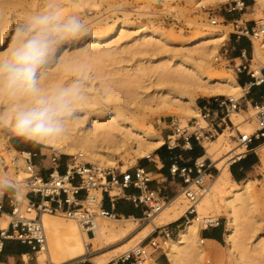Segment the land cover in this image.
<instances>
[{"label":"bare ground","instance_id":"bare-ground-1","mask_svg":"<svg viewBox=\"0 0 264 264\" xmlns=\"http://www.w3.org/2000/svg\"><path fill=\"white\" fill-rule=\"evenodd\" d=\"M221 1L225 0H194V3L198 6L203 2ZM100 4L101 0H0V55L10 47L9 41L15 27L22 22L21 17L27 19L50 6L64 13L84 6L92 10ZM252 8L257 12L255 20L264 21V0H253ZM123 16L114 19L113 23L99 19L89 24L79 39L62 44L47 68L42 85L45 90L53 91L79 81L81 88L65 133L41 144L67 155L80 153L84 161L98 168H112L117 163L116 158L127 160L131 157L135 161L136 158L151 157L152 152L165 142L150 123L145 126L148 118L145 110L168 111L178 115L185 124L188 119L199 117L197 96H222L236 94L240 89L244 91L234 75L207 72L210 58L216 56L218 43L226 39V32H201L187 39L185 47H176L181 41L172 39L158 26L135 24L126 12ZM213 27L217 28V25ZM252 44L253 58L264 62V32L252 39ZM126 51L132 55L149 53L152 56L117 68L102 66ZM258 69L254 68L255 71ZM83 70L85 72L79 78L75 76ZM112 92L118 94L112 95ZM8 107L7 99L0 96V113H5ZM248 114L252 119L253 112ZM230 120L236 127L234 136L238 132L252 133L255 129L254 121L247 120L239 111L233 112ZM2 127L11 130L10 119L0 121V156L7 168L5 181L17 189L15 196L19 204H26V192L20 187L29 175L24 160L29 153L12 148ZM230 129L224 128L213 140L203 144L204 156L198 162L209 158L217 173L209 182L205 181L198 194L197 214L188 218L177 236L170 237L164 244L170 264L205 263L206 251L199 237V227L217 221L220 204L226 218L225 254L228 259L222 264H264V233L260 232L259 216L257 220L255 183L250 178L238 182L231 177L230 162L243 150L237 143H230L233 136ZM255 150L264 166V141ZM193 189L197 188L193 186ZM111 190L110 195L122 194L119 184ZM100 197L101 193L100 196L88 194V200L98 201ZM182 198V192H179L169 199L138 230H135L134 218H109L110 223L96 218L92 225L83 228L74 219L58 217L60 213L42 212L38 221L44 229L45 241L37 251V262L63 264L88 260L93 264H108L126 255L156 228L182 217L186 211ZM209 209L215 213L210 215ZM28 213L30 218L36 216L32 207ZM7 227L8 220L6 224H0L1 230ZM259 237V241L252 244V239ZM141 264L158 263L147 254Z\"/></svg>","mask_w":264,"mask_h":264},{"label":"built area","instance_id":"built-area-1","mask_svg":"<svg viewBox=\"0 0 264 264\" xmlns=\"http://www.w3.org/2000/svg\"><path fill=\"white\" fill-rule=\"evenodd\" d=\"M202 7L204 8L205 6ZM246 9L247 5L243 0H229L223 6L225 15H239L238 17H232L230 20L232 35L237 39L247 38L252 43V39L259 37L264 32V21L257 22V20H253V23L250 24L247 20H243L242 16L245 14ZM207 11L209 22L216 25L217 16L214 12H211L212 9ZM221 49L220 55H216L215 60L217 62L227 61L225 65L232 62V70L235 75L246 73L250 78L242 86L244 88L242 96L239 98L221 95L214 96L209 102L199 107V117L188 119L186 125H181L177 118L171 117L170 134L166 136L168 149L174 148L179 142H182L183 146L189 145L191 139L203 146L206 141L213 139L224 128L229 127L228 121L231 122L230 115L241 109V101L252 87H264V66L255 71L251 69V58H248L249 54L244 50H241L237 57L229 58L226 45L223 44ZM236 59L240 61L236 63ZM247 103L245 101L246 109L248 107ZM249 103L254 111L252 119L255 129L252 133L238 132L234 136L235 142L243 150L234 160L240 159L251 151L254 141H264V95L261 96L260 102ZM200 119L204 124L200 123ZM61 156L62 153L51 148L49 153L51 166L46 178L42 177L35 169L31 162V155L24 156L26 169L29 172L26 184L27 191L25 193L27 203L24 205V210H22V205L16 199V189H14V194L0 190V211L2 209V196L10 199L11 206L8 227L4 230L0 229V250L5 240L14 239L30 245L31 249L37 252L45 241L44 229L38 221L42 212L60 213L67 218L76 220L83 228L92 225L96 218H120V215L114 209L119 195H110L109 191L115 184L121 185L122 188L132 186L139 190L138 194L128 195L126 198L135 206H144L143 218L140 219L142 221L160 210L168 200L160 195L159 189L150 188L149 184L153 179L143 167H127L123 170L98 168L84 161L82 155L77 153L66 158L64 163L65 170L61 173L58 170ZM146 158L153 164L156 163L151 157L147 156ZM205 160L201 163L196 160L193 167H179L176 164L169 166L171 177H178L183 182L180 190L188 202L183 215L185 222L189 217L197 214L195 203L198 192L192 187L203 189L205 181L211 180L213 177L212 164L210 160L205 163ZM98 189L101 193L100 199L98 201L88 200L89 191ZM81 191H83V197L79 198L77 195ZM105 193L111 209H106L101 205L102 195ZM28 196H30V199ZM31 207L36 212V216L33 218L25 215V213L30 211ZM218 225L219 222L217 220L213 224L200 228V230L217 227ZM170 237L172 236L169 230L162 225L156 228L141 243L137 244L130 252L117 260L121 264H126L127 262L128 264H141L146 255L150 254L146 250L147 247L153 250H163L164 244ZM63 264H77V262Z\"/></svg>","mask_w":264,"mask_h":264},{"label":"rangeland","instance_id":"rangeland-1","mask_svg":"<svg viewBox=\"0 0 264 264\" xmlns=\"http://www.w3.org/2000/svg\"><path fill=\"white\" fill-rule=\"evenodd\" d=\"M229 0H225V1H221V2H215V3H208V2H203V4L200 5H196L194 3V0H101V4L94 7V9L89 10L86 6L84 7H80L77 10H71V11H67L64 12V15H78L85 23L86 27L99 20V19H106L108 20L109 23H113V20L117 19V18H124L123 14L126 12L129 15V20L132 21L135 24H145L147 26H151V25H155L158 26L159 28H161L164 32L168 33L169 36L172 39H178L181 41V43L176 44V47H185V42L187 39L192 38L193 36L201 33V32H205V31H224L226 32V39H224L223 41H221L220 43H218L217 46V52L215 53V55L219 56L221 53V46L224 44L226 45L228 52H227V56L229 58H232V53H231V48H230V36H232L231 30L232 27L230 25V20L232 17H238L239 15H225L223 12V6L226 2H228ZM245 2V4L247 5V9L245 10V14L242 16L243 20H247L248 23H253V20H255V15H256V9L253 10L252 8V3L253 0H243ZM205 6L204 8L202 7ZM209 9H212L211 12H214V14L217 16V28L213 27L214 25L211 24L208 20V11ZM123 12V13H122ZM260 12V11H259ZM26 18L25 17H21V20L24 21ZM93 32L96 31V29H92ZM243 38V37H242ZM247 39V38H246ZM12 40L9 41V43H11ZM252 43H250V53H249V57L251 58V69H254L255 67H263L264 66V62H260L259 60H256L253 58L252 56ZM152 55H150L149 53H140V54H135L132 55L130 52H123L121 54L116 55L112 61L108 60L106 62H104L102 64V66L104 68L110 69V68H117L121 65H128V64H132L133 62H136L137 60H145L146 58H151ZM215 57L210 58V65L207 68V72L209 74H221V75H225V74H231L234 75V72L232 70V62H230L229 64H226L227 61H220L217 62L215 59ZM240 60L236 59L235 62L238 63ZM84 69V68H83ZM90 70L87 69V72H89ZM85 72V70H83L82 72L80 71V73H76L75 76L76 77H80L83 73ZM243 90L240 89L236 94H230V95H222V96H233L235 98H238L241 94H243ZM103 94V93H102ZM114 94H118L115 92H112V95ZM215 95H210V96H197L195 99V102L197 104L198 101L202 100V99H208L211 100ZM217 96V95H216ZM252 108V107H251ZM251 108H249V112H253L251 110ZM241 112L246 116L247 120H252L249 117V114L245 113L246 107H242ZM145 114L148 116L147 120H146V124L145 126L148 125V123H150V125L154 128V130L156 132H159L160 134L162 133H168L170 134V119L171 117L173 118H177L180 122L181 125H186L183 124L179 118L178 115L170 113L168 111H160V112H150L148 110L144 111ZM231 117V115H230ZM193 119V118H192ZM200 123L204 124L203 121H200ZM228 125L229 127H231L232 129L229 130L230 134H233L234 136V132H235V126L228 121ZM1 131L3 132V134L5 135V137L9 134L14 135L13 132L7 128L2 127ZM222 132V131H221ZM231 136L232 141L230 142L231 144H236L235 142V138ZM216 137V136H215ZM214 137V138H215ZM213 138V139H214ZM7 139V137H6ZM22 140H24L23 138H21ZM165 143L167 144V138L165 137ZM211 139V140H213ZM210 141V140H209ZM8 142V141H7ZM263 141H258V144H261ZM257 144V145H258ZM40 145L44 148L43 151L45 153V155L43 156V165L47 166L49 163V158L48 155L50 153L51 146L49 145H43L40 143ZM256 145V146H257ZM55 150V149H54ZM57 151V150H56ZM156 149L153 151L155 153ZM152 152V154H154ZM256 153V151H255ZM151 154V157H152ZM69 155L62 153L61 159H66ZM117 163L115 166H113L112 168L114 169H126L127 167H131L132 165H136L138 161L140 160H145L147 163H150L151 165H153V162H150L147 160L146 157H141V158H136V160L134 161L133 158L129 157L127 160H122V159H118L116 158ZM155 160L157 161V164L159 165V162L157 160V158H155ZM87 161V160H86ZM104 167V166H103ZM122 167V168H121ZM107 168V167H105ZM0 172L4 173L3 175L0 174V184L4 185H9L8 183H6L7 181H5V173L7 172V168L4 166V162H3V158L0 156ZM212 172H213V176L217 173V169L215 168V166L212 164ZM157 177V176H155ZM248 178L253 179L254 183H255V188H256V211L258 213L257 215V220L259 218L260 221V227H261V231L262 234L264 233V166L262 165V163L260 162V160H258V166L256 167V170L253 174H251ZM210 180H208L209 182ZM207 182V183H208ZM206 183V184H207ZM24 186L20 187V189L24 190L25 192L27 191V179L23 182ZM11 186V185H10ZM193 188V187H192ZM198 194L201 192L200 190H202V188L200 189H195ZM96 193L100 196V191L99 190H91L89 191V193ZM179 192H181V190H179ZM182 199H183V203H184V209H186L187 207V200L184 198V195L182 194ZM32 198V197H31ZM172 198V197H171ZM169 197V199H171ZM168 199V200H169ZM167 200V201H168ZM166 201V202H167ZM26 202V201H24ZM23 202V203H24ZM22 205V210H24L25 208V204H21ZM210 215H213L215 212L212 209H209ZM218 212L220 213V215L217 217V220L219 222V225L216 227L217 229L220 230L221 234H222V239L219 243L213 244L212 245V249L215 251L216 255H206L204 257V264H222V263H226L228 262L227 256L225 254L226 252V243H225V229H226V218L223 214L224 209L223 206L220 204L219 208H218ZM25 213V212H24ZM26 216L29 217L30 213H25ZM58 215V214H56ZM259 216V218H258ZM58 217H62L63 219H67L70 220V218L65 217L64 215H58ZM1 223L0 224H6L7 220L9 222V217L6 218L4 217V215L1 217ZM124 218V217H122ZM127 218V217H126ZM190 218V217H189ZM99 220H104L107 223L111 222V218H97ZM121 219V218H119ZM146 223V220L142 221H136L134 220V226H135V230H138L139 228H141L144 224ZM202 228V226L199 227V229ZM199 237H202L199 233ZM175 238V237H172ZM259 238H253L252 239V244H255L259 241ZM164 247L163 246V250H156L155 253L159 255V257H163L165 258V254H164ZM147 252L150 253V251L152 250L151 248L147 247L146 248ZM264 252V249H263ZM38 256V253L36 252L33 260H35ZM118 259V258H117ZM116 260V259H114ZM113 260V261H114ZM209 260V262L207 261ZM79 262V261H77ZM86 263L90 262L88 260L85 261ZM91 263V262H90ZM45 264H48V262H45ZM167 264H170L169 262H167Z\"/></svg>","mask_w":264,"mask_h":264},{"label":"clouds","instance_id":"clouds-1","mask_svg":"<svg viewBox=\"0 0 264 264\" xmlns=\"http://www.w3.org/2000/svg\"><path fill=\"white\" fill-rule=\"evenodd\" d=\"M86 31L78 15L51 6L15 27L10 47L0 55V96L9 102L0 121L10 119L15 136L39 144L65 133L80 98V82L53 91L42 85L58 48Z\"/></svg>","mask_w":264,"mask_h":264},{"label":"crops","instance_id":"crops-1","mask_svg":"<svg viewBox=\"0 0 264 264\" xmlns=\"http://www.w3.org/2000/svg\"><path fill=\"white\" fill-rule=\"evenodd\" d=\"M230 48L233 57H237L241 50H244L248 54L250 53V42L246 38H235L233 35L230 36ZM238 84L242 87L244 83H247L250 78L246 73H240L234 76ZM243 88V87H242ZM264 95V87H252L249 92L244 96L241 101V108L245 107V101L248 102V107L245 110V113L248 114L249 108H251L249 102H260L261 96ZM208 99H202L197 102L198 107L202 106L206 102H209ZM240 113L241 110H239ZM163 138H165L168 133L161 134ZM7 141L9 145L17 151H27L31 155V162L34 165L37 172L44 178L48 176L49 168L51 166L50 160L47 166L43 165V156L45 155L43 151V147L35 142L22 140L20 137L15 135H7ZM165 140V139H164ZM258 141H254L252 143V150L246 153L240 159L234 160L230 162L229 170L231 173V177L233 180L241 182L247 179L251 174H253L258 166V160H260L259 155L257 152L255 153L256 147L259 145ZM257 145V146H256ZM156 154V155H155ZM156 156L159 165L155 158ZM204 156V146H200L196 141L191 139L189 145L183 146L182 142L177 143V145L172 148L168 149L166 143L164 142L160 147H158L154 154H152L151 159H153L156 163L151 165L147 163L145 160H140L134 166L143 167L147 172H149L150 177L153 181L150 182L149 186L153 189H159L160 195L169 199V197H174L179 193L183 182L178 177H171L169 173V166L171 164H176L179 167H193L194 162ZM49 158V155H48ZM205 163H208L210 160L209 158H204ZM66 159L59 160V167L58 170L63 173L65 170L64 163ZM157 176V177H155ZM114 187V186H113ZM112 187V188H113ZM111 188V189H112ZM14 186L9 185H2L0 184V190L14 194ZM109 189V191L111 190ZM115 190V189H113ZM112 191V190H111ZM117 192V190H116ZM115 192V193H116ZM17 193V189H16ZM139 190L135 187L129 186L122 188V194H118L119 196L116 199L114 209L115 212L120 215V218H134L135 220H140L143 218L144 214V206L137 205L135 206L132 204L126 196L138 194ZM79 198L83 197V191L79 192L77 195ZM30 199V196H28ZM2 209L0 211V223L1 217L6 214H9L11 210L10 206V199L6 196H2ZM101 205L106 209H111L107 194L102 195ZM188 220V219H187ZM186 220V221H187ZM184 217H180L178 220L165 224L166 228L169 230L172 237H176L178 231L184 226L185 224ZM159 228V227H158ZM203 228V227H202ZM199 233L202 237V244L205 248L206 255H216L215 251L212 249V245L219 243L222 239V234L219 229L216 227H209L205 230H199ZM156 250H151L149 256L157 261L158 264H167L168 259L165 255V258L159 257L158 254L155 253ZM164 252V251H163ZM36 251L32 250L30 245L21 243L14 239H7L4 241L2 249L0 250V264H38L37 259L33 260ZM165 254V252H164ZM24 256L27 258L24 259ZM209 262V260H208ZM77 264H93V263H86L85 261L77 262ZM108 264H121L119 260H114L109 262ZM128 264V262L126 263Z\"/></svg>","mask_w":264,"mask_h":264},{"label":"trees","instance_id":"trees-1","mask_svg":"<svg viewBox=\"0 0 264 264\" xmlns=\"http://www.w3.org/2000/svg\"><path fill=\"white\" fill-rule=\"evenodd\" d=\"M246 2H247V0H246Z\"/></svg>","mask_w":264,"mask_h":264}]
</instances>
